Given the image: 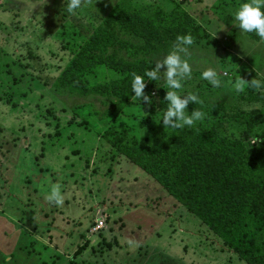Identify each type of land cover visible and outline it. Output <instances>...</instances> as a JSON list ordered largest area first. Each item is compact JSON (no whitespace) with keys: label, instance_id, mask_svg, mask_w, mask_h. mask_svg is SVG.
I'll return each mask as SVG.
<instances>
[{"label":"rangeland","instance_id":"rangeland-1","mask_svg":"<svg viewBox=\"0 0 264 264\" xmlns=\"http://www.w3.org/2000/svg\"><path fill=\"white\" fill-rule=\"evenodd\" d=\"M119 1L81 0L70 14L68 0H0V258L11 257L8 264H246L157 181L101 139L104 99L54 89L62 56L83 42L78 34H89ZM177 2L210 35L182 54L192 67L182 91L202 101L190 102L187 112L198 109L205 119L263 107L241 101L252 79L264 80V43L231 23L244 1ZM224 5L227 13H220ZM207 67L217 68L220 87L200 79ZM239 78L248 83L237 92ZM4 92L10 102L2 99ZM57 184L61 205L45 198ZM98 220L104 225L93 232Z\"/></svg>","mask_w":264,"mask_h":264},{"label":"trees","instance_id":"trees-1","mask_svg":"<svg viewBox=\"0 0 264 264\" xmlns=\"http://www.w3.org/2000/svg\"><path fill=\"white\" fill-rule=\"evenodd\" d=\"M148 1L150 6L120 0L89 34H78L83 42L62 56L64 67L54 89L104 99L108 107L100 120L106 124L101 139L208 225L240 260L264 264V93L249 82L241 101L263 107L226 117L209 114L191 127L165 128L160 119L168 86L146 81L144 92L152 104L133 102L132 74L154 67L153 57L171 51L177 35H191V47L201 46L210 35L178 0ZM224 7L220 13H227ZM248 36L264 43L255 33ZM4 95L10 102L11 96ZM144 131L151 137L142 138Z\"/></svg>","mask_w":264,"mask_h":264},{"label":"clouds","instance_id":"clouds-1","mask_svg":"<svg viewBox=\"0 0 264 264\" xmlns=\"http://www.w3.org/2000/svg\"><path fill=\"white\" fill-rule=\"evenodd\" d=\"M81 5V0H68L67 11L74 13ZM231 23L238 27L240 33L251 34L255 33L261 41H264V0H247L241 3L235 12L232 14ZM193 44L191 35H177L175 38L174 48L169 51L162 60L155 62V66L146 71L143 75L133 73L131 80V92L134 93L130 99L135 102L143 101L146 105H151L152 100L149 95L144 92L146 81H157L163 78V81L169 88L164 96V101L167 104L166 110L160 119L164 127L178 129L185 126L191 127L194 122L202 120L204 113L195 109L190 114L187 112V105L192 102L200 104L202 101L198 95L193 92H183V82L191 79L192 67L189 60L182 54L187 53V46ZM161 68H165L164 72H160ZM259 73H256L258 76ZM145 77L147 79H145ZM200 79L206 80L212 87L218 88L221 86V79L217 68L207 67L200 73ZM248 82L239 78L234 83V88L237 92L243 91ZM251 86L257 91L264 92V80L252 79ZM49 202H54L56 205H61L63 199L61 196L60 185H53L50 193L45 197ZM11 257L6 254L0 258V264H8Z\"/></svg>","mask_w":264,"mask_h":264},{"label":"built area","instance_id":"built-area-1","mask_svg":"<svg viewBox=\"0 0 264 264\" xmlns=\"http://www.w3.org/2000/svg\"><path fill=\"white\" fill-rule=\"evenodd\" d=\"M96 222L97 224L92 228L93 232H97L104 225V222L102 220H98Z\"/></svg>","mask_w":264,"mask_h":264}]
</instances>
